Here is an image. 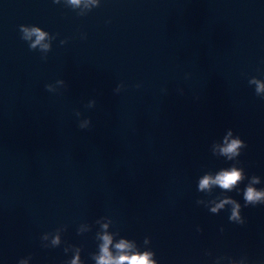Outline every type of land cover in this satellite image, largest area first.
<instances>
[{"label":"water","instance_id":"95a60500","mask_svg":"<svg viewBox=\"0 0 264 264\" xmlns=\"http://www.w3.org/2000/svg\"><path fill=\"white\" fill-rule=\"evenodd\" d=\"M20 25L51 50H31ZM252 77L264 0H0V264H70L77 250L95 264L105 233L113 253L125 239L157 264H264V205L242 207L243 225L231 205L209 211L215 197L243 206L253 175L264 189ZM229 130L247 145L233 161L214 144ZM234 163L240 192L198 191Z\"/></svg>","mask_w":264,"mask_h":264},{"label":"clouds","instance_id":"9594fccd","mask_svg":"<svg viewBox=\"0 0 264 264\" xmlns=\"http://www.w3.org/2000/svg\"><path fill=\"white\" fill-rule=\"evenodd\" d=\"M53 2L58 3L59 0H53ZM69 3L72 5H79L81 0H69ZM20 31L23 32V36L21 37L23 40H32V37H35V40L29 44V48L31 50H35L37 46H39L45 53H48L51 50L50 43H42L47 36V32L41 31L39 27L33 26L28 28L20 25ZM64 43L65 41H61V44ZM43 58L46 59V55ZM57 83L62 85L65 84L63 80H58ZM249 84H254L256 86V95L264 98V80L252 77L249 80ZM45 87L48 91H54L51 84H48ZM115 91H120V85L117 86ZM94 105L95 101L93 100L89 102L88 107H93ZM76 114L77 116L80 115L79 112ZM89 124L90 120L87 119L84 123H80L79 127L84 129L87 128ZM232 136L233 131L229 130L228 136L223 137L222 146L219 143L214 142L215 147L219 150V154L226 157L229 161H233L234 158L239 157L241 150L247 146L245 141L239 136L229 139ZM213 154H215V152H213ZM245 178L244 169L237 167L234 163L231 167L220 170L214 177L212 175H205L199 180L198 191L203 192L204 190H210L213 185L218 186L222 190L232 191L233 189H237V185ZM259 182V178L256 175H253L250 183H248L242 190V197L244 200L243 206L232 198L220 199L219 197H215L210 201V203H213L215 206L211 207L209 211L216 214L220 209H224L225 205H231L230 215L228 217L229 221L243 225L246 221L242 216V207L264 205V189L257 190V188L252 186L254 184H258ZM237 191L240 192L241 190L237 189ZM209 195H211L210 192ZM217 199H219V203L215 202ZM196 203L200 204L202 203V200L198 199ZM104 227L107 226L105 225ZM197 230L202 231L200 228ZM221 232H223V228H221ZM41 239H47V235L44 234ZM100 239L102 240V243L99 245V254H91V258L95 261V264H157V261L152 259V256L154 255L153 251L130 252L129 250L133 247V245L125 239H120V241L114 245L115 253H113V251H110L112 236L105 233L102 237H100ZM148 242L149 238L146 237L144 243L147 244ZM51 244L53 247L60 244L59 235H56L55 238L52 239ZM44 247L47 246L44 245ZM65 251H67V249H65ZM208 254L211 255V253ZM218 259H224L228 262V264H248L247 257L235 259L230 256H221L216 258L214 264H216ZM21 264H25V262H21ZM70 264H79V250H77L76 258L71 260Z\"/></svg>","mask_w":264,"mask_h":264}]
</instances>
